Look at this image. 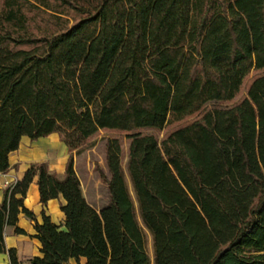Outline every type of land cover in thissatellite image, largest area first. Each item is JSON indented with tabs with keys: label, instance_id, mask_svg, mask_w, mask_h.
<instances>
[{
	"label": "trees",
	"instance_id": "obj_1",
	"mask_svg": "<svg viewBox=\"0 0 264 264\" xmlns=\"http://www.w3.org/2000/svg\"><path fill=\"white\" fill-rule=\"evenodd\" d=\"M100 132L97 210L73 153ZM55 134L64 177L34 163L4 190L9 264L21 215L40 243L29 264H264V0H0V175L24 138ZM35 179L63 225L26 206Z\"/></svg>",
	"mask_w": 264,
	"mask_h": 264
},
{
	"label": "crops",
	"instance_id": "obj_2",
	"mask_svg": "<svg viewBox=\"0 0 264 264\" xmlns=\"http://www.w3.org/2000/svg\"><path fill=\"white\" fill-rule=\"evenodd\" d=\"M55 135L49 138H53ZM49 138H42L37 142H31L28 138L22 140L20 149L10 158L11 169L7 174L0 175V202L3 200L5 188L15 183L17 180L22 179L24 173L31 164L46 163L50 171L56 172L61 178L64 177L70 157L69 151L67 147L60 142L58 145L59 155L56 157L58 162H56L57 164H53L51 161L53 160L52 153H54V150L52 151L49 147L43 150L41 148L42 142L48 141ZM30 144L33 145V148L29 150L27 147ZM63 203V199L60 198L50 201L46 207L40 204L37 179H35L30 186L25 200L26 206L34 212L40 223L42 222V212L45 210L46 215L50 216L53 222L58 225H63L65 222V215L60 210L61 204ZM18 225L27 232V235H16L13 228H7L5 232V245L7 249H16L19 262L29 264L34 257L40 256V243L38 240L31 237L35 235L34 223L32 221L24 215H21ZM9 263L8 254L0 253V264ZM85 263V259H82L81 264ZM70 264L77 263L75 260H71Z\"/></svg>",
	"mask_w": 264,
	"mask_h": 264
},
{
	"label": "rangeland",
	"instance_id": "obj_3",
	"mask_svg": "<svg viewBox=\"0 0 264 264\" xmlns=\"http://www.w3.org/2000/svg\"><path fill=\"white\" fill-rule=\"evenodd\" d=\"M109 136L110 133L100 132L98 135H96L87 143L86 147L81 153L79 154L76 152L73 153L75 171L81 181L83 194L86 200L97 210L103 208L108 202V191L106 185L100 179V169H103L105 172H107V168L105 165V145L107 138ZM162 136L163 133L161 134V137ZM60 142H61L60 138L56 134L55 136H53V138H49L48 141L42 142L41 145L42 150L46 147H49L52 151L54 150V153H52L53 160L51 161L53 164L58 162V159L56 157L59 155L58 145L60 144ZM129 145H130L129 140L126 138L123 139L122 165L124 170V178L126 180L128 190L135 202L137 220L145 235L146 251L149 254L150 258L153 260L154 259L153 238L151 233L144 227L141 221L138 203L136 201V196L133 190L131 180L128 176L127 164L129 160L128 159ZM32 148H33L32 144H30L27 147V149L29 150ZM69 154H70L69 156L71 157L70 152Z\"/></svg>",
	"mask_w": 264,
	"mask_h": 264
}]
</instances>
